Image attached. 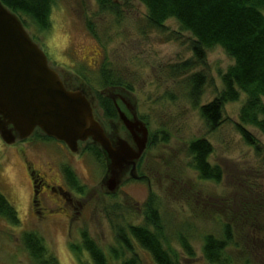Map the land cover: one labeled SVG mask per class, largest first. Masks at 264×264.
<instances>
[{
    "label": "rangeland",
    "instance_id": "374dc122",
    "mask_svg": "<svg viewBox=\"0 0 264 264\" xmlns=\"http://www.w3.org/2000/svg\"><path fill=\"white\" fill-rule=\"evenodd\" d=\"M52 2L50 29L42 32L29 24L26 31L64 86L85 92L106 133L114 131L127 138L118 120L109 122L101 115L99 95L128 100L147 125L149 142L162 133L168 141L147 147L143 163L137 166V175L145 180H131L126 174L111 195L102 183L104 164L87 152L88 142L79 145L78 154H72L68 149L62 151L56 141L43 140L39 131L13 146L0 140V194L19 221L13 226L0 216V264H37L21 243L24 234L40 238L47 256L54 257L57 264H93L82 247L83 234L107 258L113 260L112 251H116L122 260L114 264L133 257L137 264H154L134 242L131 252H124L116 242L118 227L144 224L148 204L158 211L161 241L168 253L175 254L179 264H207L202 257L204 236L221 239L227 224L235 231L241 227L250 230V222L264 215V137L246 127L256 143L249 147L235 128L246 97L241 95L238 102L224 106L222 124L214 132L200 117V108L221 93V75L233 61L216 47L207 52L205 65L183 75L178 69L192 59L193 39L175 21L165 22L160 30L152 28L146 8L137 0H117L115 7L105 8L94 0ZM196 74H203L206 83L195 107L188 78ZM200 139L212 146L208 162L221 168L220 183L202 182L190 169L186 149ZM66 170L73 174L80 192L69 184ZM41 179L61 186L69 195L68 220L63 213L50 214L52 209L63 208V202L58 193L45 191L37 199L43 214L33 215L31 181ZM189 183L198 196L186 192ZM230 209L238 215L241 227H235ZM255 230L264 238V221ZM183 232L188 233L195 251L193 261L177 243V235ZM235 243L228 251L232 264H264V255L250 254L237 234Z\"/></svg>",
    "mask_w": 264,
    "mask_h": 264
},
{
    "label": "trees",
    "instance_id": "16d2710c",
    "mask_svg": "<svg viewBox=\"0 0 264 264\" xmlns=\"http://www.w3.org/2000/svg\"><path fill=\"white\" fill-rule=\"evenodd\" d=\"M94 1L99 7L105 8L110 5L115 7L114 2L117 0ZM137 1L146 8L148 23L152 28L160 30L165 22L173 20L182 33L192 37L193 43L190 46L192 59L183 63L178 69L183 75L205 65L207 52L216 47L233 61V65L221 75L223 87L221 93L211 103L200 108V117L208 130L214 132L222 124L224 106L238 102L241 95H244L246 101L240 109L239 123L235 128L243 142L249 147H254L256 143L246 127L256 129L264 137V0ZM0 2L19 17L26 30L29 24L42 32L50 29L52 0H0ZM188 82L191 85L190 99L196 107L206 78L203 74H196L189 77ZM97 101L105 120L109 122L118 120L114 104L108 97L99 95ZM167 141L166 134H157L149 142L148 148ZM88 147L87 152L89 151L98 161L102 160L105 167L101 151L91 144ZM186 153L190 169L197 174L200 181L220 183L222 170L208 162L213 150L207 140L191 142L187 146ZM142 163L143 158L139 166ZM65 175L69 184L80 192L81 189L76 185L73 174L66 170ZM187 186L188 194L198 196L193 184L189 183ZM230 212L236 221L235 227H241L242 223L238 221V215L231 209ZM0 216L13 226L19 225L15 210L1 194ZM144 216L142 226L117 228V244L124 252H131L130 244L134 242L149 254L154 264H179L175 254L171 256L161 241L162 227L158 211L148 204ZM263 217L264 215L250 222L252 223L250 230L241 227V230L235 231L234 227L227 224L223 227L221 239L212 235L204 236L202 246L204 261L207 264H232L233 258L228 251L236 247V234L249 249L250 254L255 257L264 255V238L260 237L259 232L255 230L262 227ZM176 240L185 257L193 261L196 255L189 242L188 233L178 234ZM21 243L37 264H57L54 257L47 256L43 241L36 235H22ZM82 247L93 264H114V261L122 260L114 250L112 251L114 259L107 258L85 234L82 235ZM121 264H137V258L121 261Z\"/></svg>",
    "mask_w": 264,
    "mask_h": 264
},
{
    "label": "water",
    "instance_id": "95a60500",
    "mask_svg": "<svg viewBox=\"0 0 264 264\" xmlns=\"http://www.w3.org/2000/svg\"><path fill=\"white\" fill-rule=\"evenodd\" d=\"M127 138L106 133L94 117L84 91L69 90L19 17L0 2V140L6 146L30 139L36 131L63 143L72 154L90 143L102 153L107 193L114 195L122 178L141 180L137 166L149 145L146 125L136 114L119 109Z\"/></svg>",
    "mask_w": 264,
    "mask_h": 264
},
{
    "label": "flooded vegetation",
    "instance_id": "af4514ba",
    "mask_svg": "<svg viewBox=\"0 0 264 264\" xmlns=\"http://www.w3.org/2000/svg\"><path fill=\"white\" fill-rule=\"evenodd\" d=\"M107 97V96H106ZM112 103L114 104V107L116 109V113H117V119H118V109L122 112H124L126 114V116H129L131 117V114H135V107L133 105H130L129 101L124 99L123 97H118L117 99L114 98V97H108ZM101 115H103V113L101 112ZM138 117V116H137ZM139 119V118H138ZM44 139H47L46 141H50V140H53L55 141L54 139L52 138H48V137H44L43 136V140ZM24 142H27V141H24ZM22 142V143H24ZM57 145L59 146V148L62 150V151H65L67 150V147L63 144V143H60V142H57ZM29 176H31L32 178V174H29ZM141 180H145L144 178L141 179ZM32 183V201H31V208H32V212H33V215H37V216H40L42 215L43 213L40 212V209L39 206H40V201H38L37 199L42 195V194H45L46 192L48 193H58V195L60 196L62 202H63V208H56V209H52L50 210L49 212H51L50 214H59V213H63V217H65L67 220L69 218V211H70V208L69 206H71L69 203H70V200L67 198L69 195L67 194V192L61 187V186H52L50 184H48L47 182H44L43 179H41V181L39 180V182H33L31 181ZM45 191V193H44ZM64 203H68L67 205H64ZM47 212V211H46ZM47 212V214L49 213Z\"/></svg>",
    "mask_w": 264,
    "mask_h": 264
},
{
    "label": "bare ground",
    "instance_id": "6f19581e",
    "mask_svg": "<svg viewBox=\"0 0 264 264\" xmlns=\"http://www.w3.org/2000/svg\"><path fill=\"white\" fill-rule=\"evenodd\" d=\"M124 129V128H123Z\"/></svg>",
    "mask_w": 264,
    "mask_h": 264
}]
</instances>
